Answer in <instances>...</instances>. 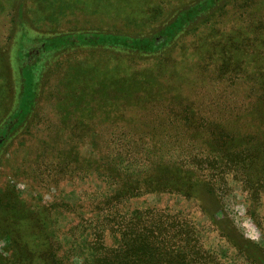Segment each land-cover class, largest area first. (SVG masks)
<instances>
[{"label":"rangeland","instance_id":"rangeland-1","mask_svg":"<svg viewBox=\"0 0 264 264\" xmlns=\"http://www.w3.org/2000/svg\"><path fill=\"white\" fill-rule=\"evenodd\" d=\"M23 67L37 94L0 144V264H96L114 211L144 217L130 263L264 264V0H0V134Z\"/></svg>","mask_w":264,"mask_h":264},{"label":"trees","instance_id":"trees-1","mask_svg":"<svg viewBox=\"0 0 264 264\" xmlns=\"http://www.w3.org/2000/svg\"><path fill=\"white\" fill-rule=\"evenodd\" d=\"M196 7V6H195ZM197 8V7H196ZM198 12H190L187 14H183V15H179L178 18H175L171 23L167 24V28L164 30V36L166 38H172L173 35L175 34V32L178 29H181L185 22H187L191 17H193L195 14H197ZM78 35V34H76ZM59 36V35H58ZM80 37L87 41L90 42H97L100 41V43L102 44H108V40L113 42V46H130V47H137V48H146V47H151L152 45H154V42H150L146 39H141V38H136V37H129V36H125V35H120V34H115V33H107L104 36H99V38H91L90 36H86L83 34H80ZM48 41L51 40L52 43L58 41L57 38H64L63 36L61 37H48ZM47 39V38H46ZM97 39V41L95 40ZM144 44V45H143ZM40 47V46H39ZM48 49V48H47ZM26 69V68H25ZM30 70V69H29ZM24 71V67L21 68L19 70V72H21V81L23 82L22 84V88L19 87L17 92H16V101H15V105L12 109V112L10 114L11 116V121L8 125H6L5 129V134H0V144L3 138L9 136L8 134H11L12 131L15 128V124H16V120L18 119V117H21L23 114L25 116H27L29 114V112H31V110L33 109L34 103L36 101V94H37V82L36 84L33 86L31 85L30 88L29 86L24 85L25 83V76L23 74ZM29 73V71H26ZM30 73L32 74L33 71L30 70ZM33 76V74H32ZM35 86V88H34ZM32 88V89H31ZM31 89V90H30ZM135 189V188H134ZM123 198L122 195L118 194V193H112L106 197H104L103 199H101V204L103 205L102 207H108V208H115L117 209V205L116 202H118L119 200H121ZM112 211V210H111ZM114 211V210H113ZM110 213V212H109ZM108 213V214H109ZM143 215L139 216V213H137V211H132L130 213L129 216H120L118 215L115 211L112 213L111 217L104 219V224L103 227L104 229L107 227H109L108 229L110 231H116L118 232V239H119V245L116 249H114V253L111 252H104L102 254H100L101 256L98 257L95 262L96 264H133L134 261H132L130 263V261L127 258L128 255V251H129V246L133 247L136 241V238H133V235H135L134 230L137 227H140L139 225L142 224L143 221ZM148 222L150 225H156V224H162L165 226V224H167V220L162 219L161 217H158L157 214H149L145 220V223ZM172 222V221H171ZM175 223V222H174ZM114 225H117V229L114 227ZM171 225V224H169ZM103 235V231L100 234V237L102 238ZM163 240L165 241L166 239L163 237ZM162 242V241H160ZM105 249L104 248H99L96 250V252H101ZM190 254L193 256V254H196L198 256V254L200 253V251H196L193 249V247L189 248ZM167 264H172L170 261ZM177 264H209V262H207L204 258L199 257L198 260L195 259V257L193 256L192 259L189 260H180L179 262H177Z\"/></svg>","mask_w":264,"mask_h":264}]
</instances>
